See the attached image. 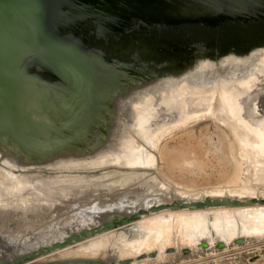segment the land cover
Segmentation results:
<instances>
[{
	"label": "bare ground",
	"instance_id": "bare-ground-1",
	"mask_svg": "<svg viewBox=\"0 0 264 264\" xmlns=\"http://www.w3.org/2000/svg\"><path fill=\"white\" fill-rule=\"evenodd\" d=\"M112 58L116 62L104 69L118 77L102 93L107 106L66 119L61 96L36 88L21 110L27 142L0 136V264L32 256L31 264H147L178 246L192 251L220 245L223 251L250 237L264 238V233L238 235L225 244L205 223L210 237L205 233L193 246L172 233L161 253L141 249L147 242L141 223L165 213L246 209L250 220H264L258 211L264 210V43L196 57L151 55L132 46ZM213 118L211 123L241 140L233 142L241 146V162L226 172L228 191L197 189L187 196L165 185L156 176L157 141L170 142L180 129ZM39 166L60 174H30ZM98 167L118 171L101 178L61 174ZM112 175L117 178L109 184L94 182Z\"/></svg>",
	"mask_w": 264,
	"mask_h": 264
},
{
	"label": "water",
	"instance_id": "water-1",
	"mask_svg": "<svg viewBox=\"0 0 264 264\" xmlns=\"http://www.w3.org/2000/svg\"><path fill=\"white\" fill-rule=\"evenodd\" d=\"M262 43L264 0H0V136L27 142L36 88L61 96L66 119L107 106L118 74L104 68L132 46L196 57Z\"/></svg>",
	"mask_w": 264,
	"mask_h": 264
},
{
	"label": "rangeland",
	"instance_id": "rangeland-1",
	"mask_svg": "<svg viewBox=\"0 0 264 264\" xmlns=\"http://www.w3.org/2000/svg\"><path fill=\"white\" fill-rule=\"evenodd\" d=\"M214 119L215 118H213L212 121L206 120L204 121L205 123L201 122L200 124L193 126V128H187V130L186 128L180 129L177 133L178 136H174L175 138H172V141L170 142L166 141L167 139L170 140L169 138H162L157 141V145L156 142L154 143V145L157 146L156 169L158 173L156 176L158 179H162L165 185L172 187L173 189L187 196L188 194H193L190 192V190L209 188L220 189V187H225L227 190L226 186L228 184L230 185V183L225 180V177H227L226 172L230 171L229 168L233 170L234 167L232 166L237 167V163L241 162L237 157L240 152L239 148L241 147H239L240 144L237 145V143L241 140L231 136V134L227 132L228 129L226 127L222 130L220 125L218 126L211 123ZM213 125L215 126V129L213 128ZM191 129L195 130V132L193 131V133H195V135L193 134L194 136L188 131H191ZM185 130L189 133H186ZM205 130L207 132H205ZM218 130H220L222 133L218 132ZM218 133L220 134L221 139H219ZM226 133H228L231 138L233 137L231 142L230 136ZM179 136L182 138L179 139ZM184 136H186V139ZM187 137L192 138L187 140ZM222 139L224 140L221 141V143L220 140ZM236 140L238 141L234 144L233 142H236ZM162 143L163 150L161 149ZM232 144L235 146L237 145V148ZM164 150H167V152L170 153L167 154V152L165 153ZM252 152L253 151L250 150L249 155L255 156ZM162 153L168 156L161 155ZM179 155L182 157L179 158ZM244 159V163H247L250 160V158L247 157ZM184 160L185 162H183ZM177 161L181 162L177 163ZM182 162L184 163L183 165L181 164ZM82 166L84 167V165ZM76 167H81V165ZM110 171L118 170L110 167H98L83 172L80 171L78 173L63 172L61 174L81 176L87 175L89 177L101 178ZM29 172L30 174L38 173L42 177H54L60 174L56 169L52 170L42 166L33 167L29 169ZM24 173L28 174V172H22V174ZM116 178L117 175H112L110 177H105L98 180L95 179L97 181L94 182L99 184H109L113 180H116ZM145 179L146 178H144V180ZM175 182L178 183L176 184ZM221 192L222 191L217 193L220 194ZM197 194L199 193H196L195 197L198 196ZM245 210L246 209L182 212L177 213V215L165 213L163 216L159 215L153 219L144 220L141 223V228L147 233V242L141 247V249L144 252H149L150 250L156 248L159 253H161L165 247L171 245L172 240L170 236L172 233H175L178 236L177 239L182 245L185 243L188 246H193L198 240L196 238L204 236L205 233L206 237H210L211 234L207 233V231H204L203 226L205 223L210 224L211 229L214 231L215 239L224 242L225 244L231 238H234L238 235L244 236L264 233V220H262L263 222L261 220H250L248 216L250 211ZM258 211L264 212V210ZM235 226L239 227V229L237 230ZM154 238L158 239L157 243L152 240ZM176 248L177 251L172 249L171 251H168L167 256L164 257L163 260L157 262L151 261L147 264H264V238L256 240L255 237H250L247 238L244 244L239 245L238 248H235L234 245L229 244L223 251L220 247H217V245L206 249L200 248L198 246L196 249H192V251L180 246ZM124 255L130 256L131 254L124 253ZM35 260L36 257L34 256L30 259L22 261L20 264H31Z\"/></svg>",
	"mask_w": 264,
	"mask_h": 264
}]
</instances>
